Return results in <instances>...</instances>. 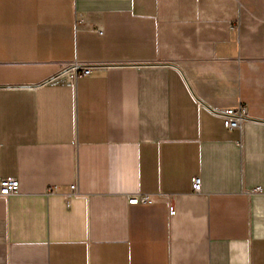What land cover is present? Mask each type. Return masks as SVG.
Here are the masks:
<instances>
[{
    "label": "crops",
    "instance_id": "obj_1",
    "mask_svg": "<svg viewBox=\"0 0 264 264\" xmlns=\"http://www.w3.org/2000/svg\"><path fill=\"white\" fill-rule=\"evenodd\" d=\"M4 177L0 264H264V0H0Z\"/></svg>",
    "mask_w": 264,
    "mask_h": 264
},
{
    "label": "built area",
    "instance_id": "obj_2",
    "mask_svg": "<svg viewBox=\"0 0 264 264\" xmlns=\"http://www.w3.org/2000/svg\"><path fill=\"white\" fill-rule=\"evenodd\" d=\"M100 31L101 28L99 29ZM96 65L93 64H76L72 67L75 72H81L83 75H91L93 68ZM215 115L223 118L224 124L229 129H235L241 127L242 123L248 119V108L245 104H240L238 107L226 108L223 110H213ZM192 187L195 192L202 190V179L200 176H195L192 180ZM20 181L15 177H4L0 179V196L9 197L19 191ZM72 191L66 195L67 205L77 197L76 185H71ZM167 199L171 197L167 196ZM154 195L149 193H136L128 197L129 204H141L155 202Z\"/></svg>",
    "mask_w": 264,
    "mask_h": 264
}]
</instances>
